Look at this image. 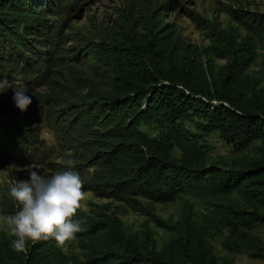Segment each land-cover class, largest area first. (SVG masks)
Segmentation results:
<instances>
[{"label":"trees","instance_id":"trees-1","mask_svg":"<svg viewBox=\"0 0 264 264\" xmlns=\"http://www.w3.org/2000/svg\"><path fill=\"white\" fill-rule=\"evenodd\" d=\"M37 1H0V49L21 18L39 14ZM151 14L139 28L120 23L89 48L88 63L71 66L84 92L68 73L72 92L62 96L76 122V163L94 169L85 190L144 217L141 229H125L105 207L78 212L80 262L50 240L16 251L15 238L0 232V264H225L206 242L218 236L225 251L264 262V239L252 233L264 227V78L249 72L256 46L264 51V14L229 11L246 33L208 23L205 47ZM35 35L23 43L35 44ZM210 132L237 155L211 160L198 142ZM180 194L196 198L200 211L182 200L175 221L154 215L152 204ZM150 224L166 235L163 243Z\"/></svg>","mask_w":264,"mask_h":264},{"label":"rangeland","instance_id":"rangeland-1","mask_svg":"<svg viewBox=\"0 0 264 264\" xmlns=\"http://www.w3.org/2000/svg\"><path fill=\"white\" fill-rule=\"evenodd\" d=\"M36 4L39 14L31 15L36 18H21L17 35L10 43L4 42L0 49V80L8 81V86L0 89V215H12L18 210L8 194L9 186L18 180H29L28 169L35 166L39 169L32 170L38 174L43 171L49 175L65 170L78 172L84 181V191L88 193L79 212L94 215L105 207L108 213L115 214L125 229L139 230L144 217L116 201L85 190L86 180L94 169L86 167V163L77 164L75 154L78 152L70 147L76 122L69 109L62 106V96L72 92L65 74L76 78L71 82L83 93L80 90L81 75L74 73L71 66L83 68L89 60L87 50L101 43L107 32H117L120 23L139 28L141 15L145 13L152 12L154 22L173 27L186 42L205 47L208 45L205 29L208 23L244 35L245 28L229 11L264 14V0H39ZM28 32H35L34 38L38 40L30 46L22 41ZM256 48L258 51L249 72L264 78V51L259 46ZM213 63L221 65L223 61L213 60ZM17 88H23L32 100L23 111L13 99ZM186 127L196 132L192 125ZM198 142L211 160H226L237 155L214 132L199 135ZM68 159L74 162L71 169L65 164ZM182 200L189 202L193 212L200 211L199 201L186 194H180L170 202L154 203L152 211L160 219L175 221ZM149 227L157 242L163 243L166 235L151 224ZM0 232L8 233V230L0 227ZM252 233L264 239V227H255ZM222 239L223 236H218L206 241L219 262L264 264L225 251ZM50 242L76 262L82 260L75 240L63 247L54 240Z\"/></svg>","mask_w":264,"mask_h":264},{"label":"clouds","instance_id":"clouds-1","mask_svg":"<svg viewBox=\"0 0 264 264\" xmlns=\"http://www.w3.org/2000/svg\"><path fill=\"white\" fill-rule=\"evenodd\" d=\"M8 86L7 80H0V89ZM23 88L14 91L13 99L20 110L32 102ZM71 169L74 162L65 161ZM29 167V180H18L9 186L8 194L16 202L18 210L12 215H0V227L8 230L15 239L11 247L23 252L27 242L54 240L60 247L76 240L77 234L85 229L75 217L84 207L88 193L78 172L65 170L54 174H38Z\"/></svg>","mask_w":264,"mask_h":264}]
</instances>
